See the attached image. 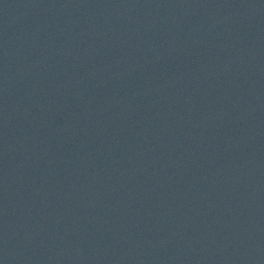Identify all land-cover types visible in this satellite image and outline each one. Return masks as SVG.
Instances as JSON below:
<instances>
[{
  "label": "water",
  "instance_id": "obj_1",
  "mask_svg": "<svg viewBox=\"0 0 264 264\" xmlns=\"http://www.w3.org/2000/svg\"><path fill=\"white\" fill-rule=\"evenodd\" d=\"M0 264H264V0H0Z\"/></svg>",
  "mask_w": 264,
  "mask_h": 264
}]
</instances>
